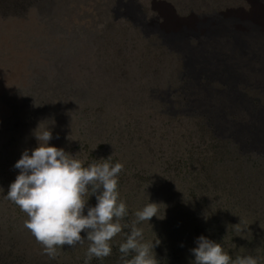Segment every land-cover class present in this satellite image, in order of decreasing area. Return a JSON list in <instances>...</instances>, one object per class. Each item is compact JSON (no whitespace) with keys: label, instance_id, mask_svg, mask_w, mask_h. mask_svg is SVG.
<instances>
[{"label":"rangeland","instance_id":"obj_1","mask_svg":"<svg viewBox=\"0 0 264 264\" xmlns=\"http://www.w3.org/2000/svg\"><path fill=\"white\" fill-rule=\"evenodd\" d=\"M117 1L0 0V264H85L86 239L50 258L25 228L27 215L6 198L40 124L52 131L50 146L84 166L124 165L118 191L128 215L121 223L131 225L149 202L160 204L158 217L137 225L158 264H192L201 235L233 260L251 255L264 264V141L225 127L245 122L263 134L255 127L264 122L229 94L199 89L187 56L170 50L159 31L116 18ZM139 1L150 16L163 1L179 15H229L226 23L248 47L239 52L226 32L218 36L222 56L243 74L239 88L264 103V12L256 14L253 0ZM215 76L220 90L233 84L228 73ZM96 202L92 195L88 206ZM129 233L124 228L112 254L89 264H122L119 245Z\"/></svg>","mask_w":264,"mask_h":264},{"label":"clouds","instance_id":"obj_2","mask_svg":"<svg viewBox=\"0 0 264 264\" xmlns=\"http://www.w3.org/2000/svg\"><path fill=\"white\" fill-rule=\"evenodd\" d=\"M37 146L25 150L14 167L19 174L10 184L6 198L27 215L24 226L42 245L43 253L54 259L57 248L75 247L89 242L85 264L95 257L112 254L111 241L130 227L126 241L119 245L122 264H158L153 242H144L140 222L158 217L157 203H147L135 212L131 225L121 221L128 215L126 203L119 198V173L124 165L108 159L84 166L82 161L62 148L50 146L49 127H37ZM95 195L96 204L88 206ZM87 212L85 214V209ZM86 233V236H82ZM191 252L192 264H258L255 257L237 256L234 260L223 246L201 235ZM132 253L131 258L127 257Z\"/></svg>","mask_w":264,"mask_h":264},{"label":"flooded vegetation","instance_id":"obj_3","mask_svg":"<svg viewBox=\"0 0 264 264\" xmlns=\"http://www.w3.org/2000/svg\"><path fill=\"white\" fill-rule=\"evenodd\" d=\"M137 3L139 0H118L116 7V16L120 15L131 19L134 23L140 24L147 27L146 33L160 32L163 36V42H165L170 50L176 51L183 56H195L193 64L190 66V71L195 78L196 86L203 92L212 96L219 93H225L230 95V101L234 103H240L244 107H249L252 110L255 119L260 120L264 118V103L261 99H253L248 97L247 93L239 88L238 81L243 78V74L231 70L228 74L229 82L233 83L226 90H220L215 87V75L216 65L223 59L222 56L225 54L221 49V42H218V36H211L206 32V27H201V32L198 31L200 22L211 21L215 22H227L230 17L228 16H195L190 15H179L174 5L169 1H163L160 4H152L151 8L153 11H157V15H149L148 12L144 11L142 6L138 8ZM141 4V3H140ZM142 5V4H141ZM175 23L176 29L184 31L183 38L177 42H172L168 36L167 31L169 30L167 25ZM233 45L239 46V52H245V48L248 47L247 41L243 38H235L233 36ZM234 53L236 50L232 48ZM234 69V68H233ZM233 72V73H232ZM261 121V120H260ZM263 122V121H261ZM225 127H233L240 133L247 132L253 137L254 140L259 142L264 141L263 134H255L252 132V128L249 129V125L245 122H231L227 121ZM253 127L255 123L252 122ZM257 126V125H256ZM244 142L248 143L249 139L245 136Z\"/></svg>","mask_w":264,"mask_h":264},{"label":"water","instance_id":"obj_4","mask_svg":"<svg viewBox=\"0 0 264 264\" xmlns=\"http://www.w3.org/2000/svg\"><path fill=\"white\" fill-rule=\"evenodd\" d=\"M137 6H138V8L139 9H141L142 8V5L140 4V3H137ZM228 17H229V15H227ZM119 17H122V16H116V18H119ZM213 24H216V25H218L219 27H221V29L223 30V33L221 32V29H218L216 32H211V30L210 29H212L211 27H212V25ZM198 26H199V29H198V31L199 32H201V27H206L207 29H206V32L209 34V35H213V36H218V35H222V34H224V33H226V32H232L233 33V36L235 37V38H242V35H240V34H238L237 32H235L234 30H232V28L231 27H229L228 26V23H226V22H215V23H212L211 21H205V22H200L199 24H198ZM183 33H184V31H183V29L182 30H180V29H177V30H168L167 31V36H168V38L172 41V42H177V41H179V40H181L182 38H183ZM194 57L195 56H187V58H188V61H187V63L188 64H193V62H194ZM233 65H232V63H229L227 60H226V58L224 57L223 59H221L218 63H217V65H216V72L217 73H230L231 72V70H233ZM260 120L261 121H263L264 122V118H260ZM257 130H260V131H262L263 132V128L262 129H260L258 126H256L255 127ZM253 132V131H252ZM253 133H255V134H260V133H258V132H256V131H254ZM263 135H264V133H263Z\"/></svg>","mask_w":264,"mask_h":264},{"label":"bare ground","instance_id":"obj_5","mask_svg":"<svg viewBox=\"0 0 264 264\" xmlns=\"http://www.w3.org/2000/svg\"><path fill=\"white\" fill-rule=\"evenodd\" d=\"M253 2H254V6H255V12H256V14H261V13H259L258 11H257V9H259V8H262V13L264 12V7L263 6H261L263 3H262V1L261 0H253ZM261 16H263V15H261ZM259 20V19H258ZM258 24L264 29V20H259V22H258Z\"/></svg>","mask_w":264,"mask_h":264}]
</instances>
